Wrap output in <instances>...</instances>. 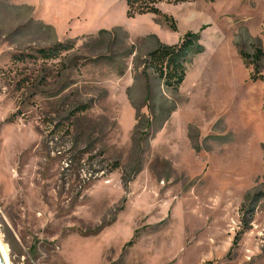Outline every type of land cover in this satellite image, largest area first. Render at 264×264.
Masks as SVG:
<instances>
[{
    "label": "rangeland",
    "instance_id": "1",
    "mask_svg": "<svg viewBox=\"0 0 264 264\" xmlns=\"http://www.w3.org/2000/svg\"><path fill=\"white\" fill-rule=\"evenodd\" d=\"M161 10L177 32L123 0H0L11 264H264V58L254 81L242 56L264 52V0ZM189 32L204 51L174 91L144 62Z\"/></svg>",
    "mask_w": 264,
    "mask_h": 264
},
{
    "label": "trees",
    "instance_id": "2",
    "mask_svg": "<svg viewBox=\"0 0 264 264\" xmlns=\"http://www.w3.org/2000/svg\"><path fill=\"white\" fill-rule=\"evenodd\" d=\"M127 8V17L135 19L137 16L153 15L164 18L171 23V29L177 32V23L174 18L164 14L161 10L162 5L179 6L192 3L195 0H123ZM199 36L189 32L183 39L174 45L160 44L157 49L148 54L145 59V67L152 71L163 81L166 87L177 91L185 82L187 77V64L194 55L201 54L204 49L199 44ZM71 49L58 43L49 48L37 50L38 57L44 60H58L62 57L65 50ZM244 63L247 66H253L252 78L254 81L262 79L259 76V64L264 58V52L257 50L253 55L242 54ZM24 57L19 56L18 59ZM25 83L24 86L25 87ZM241 234L236 238V243L240 241Z\"/></svg>",
    "mask_w": 264,
    "mask_h": 264
},
{
    "label": "bare ground",
    "instance_id": "3",
    "mask_svg": "<svg viewBox=\"0 0 264 264\" xmlns=\"http://www.w3.org/2000/svg\"><path fill=\"white\" fill-rule=\"evenodd\" d=\"M0 250H1V253L3 255V258L6 262V264H11V262L9 261L7 247L2 243L1 239H0Z\"/></svg>",
    "mask_w": 264,
    "mask_h": 264
},
{
    "label": "water",
    "instance_id": "4",
    "mask_svg": "<svg viewBox=\"0 0 264 264\" xmlns=\"http://www.w3.org/2000/svg\"><path fill=\"white\" fill-rule=\"evenodd\" d=\"M0 264H6L4 258H3V255L1 253V250H0Z\"/></svg>",
    "mask_w": 264,
    "mask_h": 264
}]
</instances>
